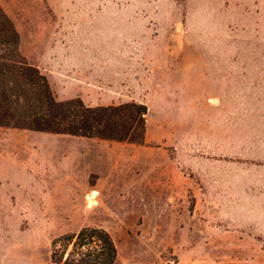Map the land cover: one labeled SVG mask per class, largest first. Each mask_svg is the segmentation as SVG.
Segmentation results:
<instances>
[{
  "label": "rangeland",
  "instance_id": "obj_1",
  "mask_svg": "<svg viewBox=\"0 0 264 264\" xmlns=\"http://www.w3.org/2000/svg\"><path fill=\"white\" fill-rule=\"evenodd\" d=\"M0 6L57 100L147 107L142 144L0 127V264H50L83 227L111 235L114 264H264V0ZM100 11L139 14L143 36L39 50Z\"/></svg>",
  "mask_w": 264,
  "mask_h": 264
},
{
  "label": "trees",
  "instance_id": "obj_2",
  "mask_svg": "<svg viewBox=\"0 0 264 264\" xmlns=\"http://www.w3.org/2000/svg\"><path fill=\"white\" fill-rule=\"evenodd\" d=\"M19 43L14 23L0 6V127L119 143L144 142V104L88 106L80 98L59 101L46 76L21 54ZM116 259V245L100 227H83L51 242L50 264H114Z\"/></svg>",
  "mask_w": 264,
  "mask_h": 264
},
{
  "label": "crops",
  "instance_id": "obj_3",
  "mask_svg": "<svg viewBox=\"0 0 264 264\" xmlns=\"http://www.w3.org/2000/svg\"><path fill=\"white\" fill-rule=\"evenodd\" d=\"M137 18L131 17L123 12H109L100 11L88 14L86 23V34H71L66 35L65 43L60 40L56 44L39 45V50H48L50 52H69V51H83V50H96L105 51L111 50L112 45L125 44L129 36H133L136 33L138 37H142L144 34V24L142 18L138 14ZM138 30V32H137ZM71 42L67 44L66 42ZM25 42V37L20 33V47L22 48ZM139 43V40H138ZM34 46L36 44H31ZM38 46V47H39ZM91 46V47H88ZM93 47V48H92ZM45 48V49H44ZM61 57V56H60ZM59 66L69 67L75 66L70 63L69 60H64L62 58L56 59ZM38 67V66H37ZM40 67V66H39ZM47 78H49L46 73Z\"/></svg>",
  "mask_w": 264,
  "mask_h": 264
},
{
  "label": "bare ground",
  "instance_id": "obj_4",
  "mask_svg": "<svg viewBox=\"0 0 264 264\" xmlns=\"http://www.w3.org/2000/svg\"><path fill=\"white\" fill-rule=\"evenodd\" d=\"M214 101V100H213Z\"/></svg>",
  "mask_w": 264,
  "mask_h": 264
}]
</instances>
